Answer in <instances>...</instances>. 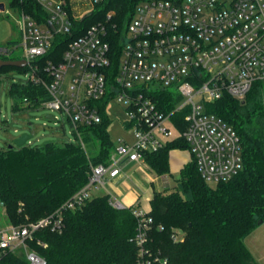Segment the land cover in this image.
<instances>
[{
  "label": "built area",
  "instance_id": "built-area-1",
  "mask_svg": "<svg viewBox=\"0 0 264 264\" xmlns=\"http://www.w3.org/2000/svg\"><path fill=\"white\" fill-rule=\"evenodd\" d=\"M38 1L55 29L50 23L38 24L24 12L18 23L24 46L19 59L27 60L29 79L43 84L49 94L40 105L66 114L84 145L81 126L101 121V110L115 97L127 111V124L134 126L138 139L134 145H116L108 163L93 164L88 182L54 212L35 222L0 227V257L23 248L30 264H45V259L26 245L34 231L41 227L61 231L65 209H76L97 189L113 194L107 183L128 163L147 165L144 151L174 139H186L209 184L228 180L240 171L239 134L222 117L208 111L205 103L224 95L244 101L254 82H264V0H141L118 43L114 45L109 27L100 21L66 42L60 58L53 48L55 34L71 32L74 19L104 0L80 5L70 0ZM15 49L14 45H0V58ZM49 51L52 58L41 66L36 59ZM161 92L172 99L160 101L157 95ZM175 98L178 100L167 109ZM178 112L185 114L184 128L183 119L179 125L173 119ZM110 201L119 208L127 206L113 197ZM133 204L138 219L136 264H169L166 256L148 244L153 221L149 209L138 208L139 201ZM173 237L178 240L183 236L175 230Z\"/></svg>",
  "mask_w": 264,
  "mask_h": 264
},
{
  "label": "trees",
  "instance_id": "trees-1",
  "mask_svg": "<svg viewBox=\"0 0 264 264\" xmlns=\"http://www.w3.org/2000/svg\"><path fill=\"white\" fill-rule=\"evenodd\" d=\"M7 1L12 10L28 14L40 25H49V13L38 0ZM140 1L104 0L96 4L91 12L73 20L71 32L55 34L56 55L60 58L66 42L100 21L109 27L115 45ZM18 44L19 40L7 42ZM51 55L49 51L36 61L43 66ZM2 57L20 58L13 53ZM10 68L31 70L30 66H2L0 80ZM10 94L14 109L37 107L49 98L43 84L32 79L12 83ZM263 95L262 81H256L244 101L224 95L205 103L208 111L231 124L240 136L243 166L235 176L209 184L192 156L180 170L176 190L153 192L148 244L166 256L169 264H259L245 238L258 226V220L264 222ZM157 97L167 102L171 96L161 92ZM177 100L173 99L167 109ZM101 113V121L81 126L84 145L80 141L59 144L47 140L40 145L25 142L0 149V201L12 225L35 222L54 212L88 182L93 164L109 162L115 144L105 110ZM184 115L173 114L178 125L183 119L181 128L186 125ZM176 148L189 149V143L178 138L144 151L149 172L156 176L169 173L170 151ZM110 200L111 195L104 193L92 196L76 209H65L63 229L41 227L26 239L27 247L43 257L45 264H136V204L119 208ZM175 230L183 237L175 240ZM0 264L30 261L24 253L9 250L0 257Z\"/></svg>",
  "mask_w": 264,
  "mask_h": 264
},
{
  "label": "rangeland",
  "instance_id": "rangeland-1",
  "mask_svg": "<svg viewBox=\"0 0 264 264\" xmlns=\"http://www.w3.org/2000/svg\"><path fill=\"white\" fill-rule=\"evenodd\" d=\"M74 5H80L83 1L87 0H70ZM20 13L12 10L6 0V7L0 10V45L7 44L8 40H19V44L14 50L13 56L21 57L24 46L23 34L20 29L18 19ZM30 71L17 70L10 68L7 72L1 74L0 80V149L13 145L15 140L23 134L30 135L27 143L31 145H40L47 140H55L59 144L67 141L77 143L78 139L72 131L71 125L68 121L66 114L59 110L50 109L44 105L37 107H25L21 109L13 108V99L10 94V87L12 83H21L29 79ZM264 94V82H262ZM264 97V95H263ZM264 99V98H263ZM105 113L108 117V131L115 146L121 143H128L134 145L137 141L134 126L128 125L130 117L125 110L124 106L114 97L109 99L105 105ZM51 114L55 119L48 118L47 115ZM184 156V160L188 161L192 158L190 149L176 148L170 151ZM182 162H174L170 172L165 175L156 176L150 174L148 166L142 164H130L124 168V176L130 184L134 185L137 181L142 186L140 203L138 208L144 210L150 209V198L155 190L170 192L177 189V179L180 177V168ZM128 176V177H127ZM164 176L167 182L163 180ZM154 179V180H153ZM109 188V182L107 183ZM137 187L134 186V189ZM137 190V189H136ZM94 193H106V189L101 188L94 190ZM114 200H125L124 195L118 197L114 193L111 198ZM12 225L6 216L5 209L0 201V227L6 228ZM245 243L251 248L254 256L259 264H264V222L259 224L246 238ZM19 252H26L23 248Z\"/></svg>",
  "mask_w": 264,
  "mask_h": 264
},
{
  "label": "crops",
  "instance_id": "crops-1",
  "mask_svg": "<svg viewBox=\"0 0 264 264\" xmlns=\"http://www.w3.org/2000/svg\"><path fill=\"white\" fill-rule=\"evenodd\" d=\"M1 1L5 3V7H6V0H0V2ZM172 159L174 160V162H180L181 161L182 162L181 168L187 162L186 160H184V156L183 155H179L177 153H173V154L171 153V156H170V169H171V165H172ZM130 164L136 165V164H138V162H130V163H128V165H130ZM138 167H139V164H138ZM181 168H180V170H181ZM150 174H152V173H150ZM163 180L165 182H167V179H166L165 176H164ZM109 186L110 187L109 188L107 187V188L110 191H112L115 195H117L118 197H120V195H124L125 200H120V201H122L125 205H131V204H133V203H135L137 201H139V203H140V198H141V192L140 191L142 189V186L137 181L134 183V185L130 184V182L127 180L126 176H124V171L118 177L110 180L109 181ZM134 186L137 187L136 188L137 190L134 189ZM99 194H102V193H95V195H99ZM250 250H251V248H250ZM252 253H253V251H252Z\"/></svg>",
  "mask_w": 264,
  "mask_h": 264
},
{
  "label": "water",
  "instance_id": "water-1",
  "mask_svg": "<svg viewBox=\"0 0 264 264\" xmlns=\"http://www.w3.org/2000/svg\"><path fill=\"white\" fill-rule=\"evenodd\" d=\"M0 9L4 10L5 9V3L4 2H0ZM51 27L53 29H55V26L53 23H50ZM28 64L26 59H4V58H0V68L2 66H18V67H24ZM48 118H53L51 114L47 115ZM30 137V135L27 134H23L21 135L19 138H17L14 142L13 145H17V146H22L27 139ZM12 146V145H10ZM263 222L262 219L258 220V225L261 224Z\"/></svg>",
  "mask_w": 264,
  "mask_h": 264
}]
</instances>
